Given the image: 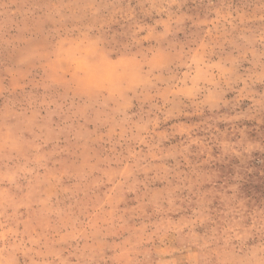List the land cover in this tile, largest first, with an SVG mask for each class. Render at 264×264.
I'll return each mask as SVG.
<instances>
[{
    "label": "rangeland",
    "instance_id": "1",
    "mask_svg": "<svg viewBox=\"0 0 264 264\" xmlns=\"http://www.w3.org/2000/svg\"><path fill=\"white\" fill-rule=\"evenodd\" d=\"M0 264H264V0H0Z\"/></svg>",
    "mask_w": 264,
    "mask_h": 264
}]
</instances>
